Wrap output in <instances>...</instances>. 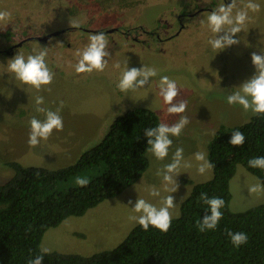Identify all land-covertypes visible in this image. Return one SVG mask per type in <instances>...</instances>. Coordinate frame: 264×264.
I'll use <instances>...</instances> for the list:
<instances>
[{
	"label": "rangeland",
	"instance_id": "obj_1",
	"mask_svg": "<svg viewBox=\"0 0 264 264\" xmlns=\"http://www.w3.org/2000/svg\"><path fill=\"white\" fill-rule=\"evenodd\" d=\"M229 1L231 2V0H0V10H7L12 14L9 24L4 28L0 26V29L4 30L10 28V31H13L19 27L22 30L23 27L27 29L24 19L30 18L31 13L33 21H37L38 17L39 22L42 19L48 20L51 29H57L58 25L73 23V20L75 23L72 25L78 26L80 21L89 22L90 30L100 32L122 27L120 33L107 35L112 57L104 72L94 71L91 74L75 72V65L79 59L77 53L83 51L92 33L80 35L76 40L72 38L77 37L78 32H73L69 35L73 37L63 44L61 41L50 43L47 61L55 73L52 84L48 86L51 91L37 93L30 86L16 80L14 75L7 71L8 60L3 61L2 59L6 58L0 56V185L13 175V171L7 166L8 163L15 162L24 167L35 166L48 170L73 164L82 153L105 137L117 117L130 109L147 108L158 115L161 123L171 125L177 122L179 116L167 113V105L159 95L160 76L167 75L177 82L180 93L176 97V102L188 101L187 111L183 115H186L190 122L179 138H173L169 156L163 161H158L148 151L146 173L134 185L120 195L88 210L82 217L68 218L58 227L48 229L40 244L41 251L48 249L49 253L88 257L111 250L138 225L129 220V216L134 214L131 207L134 206L136 199L143 198L159 207L165 196L172 195L176 203V207L171 210L174 219L179 216L181 206L190 195L192 187L211 178V171L203 175L197 173L198 162L194 159V153L198 151L207 153V147L214 136L212 133L215 134L222 126L243 125L255 116L251 111H244L238 105L229 106L226 98L238 91V87L254 74L251 53L260 54V51H264V0H256L261 5V11L249 12L250 20L242 32L234 37L239 38L240 43L218 53L208 44L213 34L207 27V12L200 13L192 20L188 32H182V35L169 41L165 39L169 37L171 34L169 31L172 29L168 33H165L164 29L166 25L173 27L179 10L190 8L192 4L215 7L221 2L226 4ZM246 2L247 0H237V5L243 7ZM73 3H80L76 13L74 10L77 4ZM68 10L76 16L69 15ZM42 11L43 18L38 16ZM160 22L163 23L160 27L163 31L158 32H161L162 39L143 32L157 29ZM127 29L131 32L134 30L136 41L143 44L142 47L138 45L134 47L132 41L125 40V35L121 33ZM33 30L39 32L38 29ZM64 35L66 34L61 36ZM19 37L20 34L15 33V37L11 38L12 43L15 44ZM57 38H52V41L61 40ZM37 45L36 42H32L28 46L38 47ZM39 50H35L34 54ZM117 63L120 68L114 67ZM126 63L129 68L154 67L158 70V75L150 78L149 85L143 89L121 92L117 88V83ZM37 95L44 97V104L41 107L46 109L55 111L62 104L60 115L64 127L60 132L54 130L47 141H41L33 148L28 145L29 121L33 116L44 119L42 113L34 111ZM118 113L120 114L117 115ZM176 147H183L184 162L191 164V167L180 169L181 173L176 177L179 187L176 192L170 193L165 191V188H171L172 185L166 186L162 175H157V171L171 162ZM95 174V171L80 173L63 186L66 188L78 186L75 183L77 177L90 179ZM257 183L261 184L258 178L249 174L242 166L236 167L235 174L229 182L230 212L242 213L264 205V192L248 191L250 186ZM153 188L160 192V196L149 195Z\"/></svg>",
	"mask_w": 264,
	"mask_h": 264
},
{
	"label": "trees",
	"instance_id": "obj_2",
	"mask_svg": "<svg viewBox=\"0 0 264 264\" xmlns=\"http://www.w3.org/2000/svg\"><path fill=\"white\" fill-rule=\"evenodd\" d=\"M159 123L152 110L133 108L117 117L105 137L73 164L48 170L8 163L13 175L0 185V264H27L37 255H43V264H264V205L242 213L229 210V182L237 166L264 185V170L248 166L249 159L264 156V115L256 114L243 125L222 126L214 134L207 147V158L215 165L212 176L192 187L166 233L151 226L144 231L137 225L115 248L88 257L40 250L48 229L82 217L146 173L150 146L144 130ZM234 130L244 133L242 146L229 143ZM86 171L96 172L87 187L63 186ZM201 193L225 201L215 230H198L197 222L210 215L199 200ZM228 231L246 233L247 244L234 247Z\"/></svg>",
	"mask_w": 264,
	"mask_h": 264
},
{
	"label": "clouds",
	"instance_id": "obj_3",
	"mask_svg": "<svg viewBox=\"0 0 264 264\" xmlns=\"http://www.w3.org/2000/svg\"><path fill=\"white\" fill-rule=\"evenodd\" d=\"M260 11L261 5L256 0H247L243 7H238L237 0H231L228 4H225V2L219 3L207 15V27L213 34V37L208 40V44L216 53L239 44V38L234 37H237V34L242 32L250 20L249 12L259 13ZM11 19V12L0 10V26L4 28ZM109 48V39L104 32L90 34L88 43L83 51L77 53L79 59L75 65V72L77 74H91L94 71L98 73L104 72L112 57ZM49 51V47H41L36 54H29L27 57L17 53L8 60L7 71L12 73L16 80L30 86L37 93L51 91L48 86L52 84L55 73L49 67L47 61ZM250 59L255 69L254 74L238 87V91L228 95L226 102L229 106L238 105L244 111H251L256 115H264V51H260V54L251 53ZM114 67L120 68V65L117 63ZM157 75L158 70L154 67L129 68L128 63H126L117 83V88L125 93L129 91L135 92L149 85L150 78ZM158 87L159 95L162 97L163 103L167 105V113L179 116L178 121L174 124L159 123L155 127L144 130L147 145L150 146L148 150L156 160L163 161L169 156V150L173 146V138H179L190 121L186 115H183L187 111L188 101L180 100L176 102V97L180 93L177 82L167 75H163L160 76ZM43 104L44 97L37 95L35 97L34 111L38 114L42 113L44 119L41 120L33 116L29 121L28 145L33 148L37 147L41 141H47L54 130L60 132L63 131L64 127L63 119L60 115L62 104L55 111L41 107ZM212 134L214 135V132ZM245 139L243 132L234 130L231 133L229 143L239 147L245 143ZM194 159L198 162L196 171L200 175L210 172L215 167L207 158L206 152L198 151L194 153ZM248 166L264 170V156L249 159ZM182 167H191V164L184 162L183 147H176L171 162L165 164L163 169L157 171V175H162L166 186L172 185L171 188L166 187L165 191L170 193L177 191L179 185L176 177L181 173L180 169ZM89 182L87 177H77L75 180V183L80 187H87ZM248 191L250 193L264 192V185L257 183L250 186ZM149 195L158 197L160 192L153 188ZM199 200L207 205L210 215H205L197 222L198 230L201 232L215 230L223 218L221 209L224 207L225 201L220 197L209 198L206 193H201ZM129 203L131 204L132 202L129 201ZM175 207L174 197L170 194L163 198L159 207L143 198L136 199L134 206L131 207L134 214L129 216V220L138 224L144 231H147L151 226L160 232L166 233L172 225L173 215L171 210ZM227 235L231 244L236 248L247 244L249 239L244 232L233 233L228 231ZM42 251L46 254L49 250L43 249ZM27 264H43V255L30 258Z\"/></svg>",
	"mask_w": 264,
	"mask_h": 264
},
{
	"label": "flooded vegetation",
	"instance_id": "obj_4",
	"mask_svg": "<svg viewBox=\"0 0 264 264\" xmlns=\"http://www.w3.org/2000/svg\"><path fill=\"white\" fill-rule=\"evenodd\" d=\"M73 2V1H72ZM230 3L227 2L226 4ZM73 4H77V8L74 10V12L76 13L77 10H79V5L80 3H73ZM203 4H192L190 6V8H187L185 10H179V14L176 16L175 21L176 24L172 27L170 25H166L164 32L171 33L169 35V37L167 39H165V41H169V39H173L174 37L180 35L182 32H188L190 30V25L192 24V20H194L195 18H197L196 16H198L200 13H204L207 12L209 13L210 11H212V6L208 7L209 5L205 6ZM211 5V4H210ZM182 8V7H181ZM69 15H73L76 16L74 13L71 12V10H68ZM33 13L29 14L30 18L28 19H24L25 23H26V27L27 29H38V31L36 30H27L26 28L23 27V29L25 30V32H23L24 30H22L20 27L17 30H13L10 31L11 29H7L4 30L3 28L0 29V56H4L6 59H2L3 61L5 60H9L11 58H13L17 53L23 54L25 56H28L29 54H34L35 50L40 49L41 47H49L48 45H50V43H55L57 41H61L60 43L63 44L66 42L67 39L72 38L73 36H69L70 33L73 32H78L77 37H73L72 39H76L78 40V37L80 35L83 34H87V33H98L100 31H95V30H90V23L89 22H82L80 21L78 26L72 25L75 23V20H73V23H68L66 25H58L57 29H51L49 21L42 19V21L39 22V17L37 21H33L32 20V15ZM85 14V13H84ZM38 16L43 18V11L42 14H38ZM85 17V15H84ZM83 17V18H84ZM190 22V23H189ZM163 26V23L160 22V26L155 29L152 30L151 33L147 32V31H143L146 32V34L153 36L154 38H158L159 40L162 39L160 37L161 32L158 31H163L160 30V27ZM120 28L122 27H116L111 29L110 31H102L104 32L106 35H111L113 33H120ZM173 31V32H172ZM174 31H176L174 33ZM38 32V33H37ZM40 32H42V34H39ZM47 32V33H46ZM80 32V33H79ZM163 32V33H164ZM15 33L20 34L19 39L17 40V42L14 44L12 43L11 38L15 37ZM6 34H9L10 36L7 37ZM22 34H24L22 36ZM62 34H66L64 36H61ZM124 34L126 37L125 40L127 41H132L133 42V46L135 47V45L141 46L143 44L139 43L138 41H136V37H135V32L133 30V32H131L130 30H126L124 32L121 33V35ZM132 34V35H131ZM183 34V33H182ZM181 34V35H182ZM131 35V36H130ZM57 39H61V40H55L52 41V38H56ZM132 37V38H130ZM71 39V40H72ZM32 42H36L38 45V47H29V44H32ZM67 46H69V44H67ZM23 47H26L27 49L24 50L22 49ZM142 47V46H141ZM50 49V47H49ZM28 50V51H27Z\"/></svg>",
	"mask_w": 264,
	"mask_h": 264
}]
</instances>
